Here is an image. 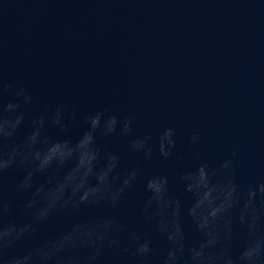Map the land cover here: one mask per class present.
I'll use <instances>...</instances> for the list:
<instances>
[{"label":"clouds","instance_id":"clouds-1","mask_svg":"<svg viewBox=\"0 0 264 264\" xmlns=\"http://www.w3.org/2000/svg\"><path fill=\"white\" fill-rule=\"evenodd\" d=\"M33 103L0 72V264H264V181L238 182L237 151L210 164L193 133L194 162L170 174L148 163L181 158L174 126L134 135L137 113L81 116L75 102L33 112ZM113 138L133 162L105 146ZM137 188L136 226L105 214Z\"/></svg>","mask_w":264,"mask_h":264}]
</instances>
